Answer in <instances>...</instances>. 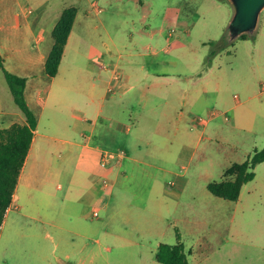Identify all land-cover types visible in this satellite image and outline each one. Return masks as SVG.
I'll list each match as a JSON object with an SVG mask.
<instances>
[{"label": "rangeland", "instance_id": "rangeland-1", "mask_svg": "<svg viewBox=\"0 0 264 264\" xmlns=\"http://www.w3.org/2000/svg\"><path fill=\"white\" fill-rule=\"evenodd\" d=\"M7 1L4 0L6 4L0 6L1 13L10 9ZM50 1L49 4L42 3L39 7L43 13L41 24L62 9L78 4L76 0ZM167 1L170 7L167 21L164 23L155 20L158 18L156 12L155 15L150 14L148 24L140 20L134 23L124 18L119 22H108L104 28L100 26L97 34L104 41L109 40L108 35L113 38L120 36L122 48L127 53L126 45L132 40L131 33L137 34L141 27L150 33L163 27L165 36L174 29V38L169 42L171 53L167 55L163 52L161 58L173 62L172 73L180 76L174 75L164 79L167 82L172 80L173 86H162L158 89V94L162 98L170 99L187 113L190 126L196 124L202 131L206 124H209L205 131L206 138L197 147L194 146L189 152V157L177 166L167 167L166 171H154L155 179L146 171L139 174V180L126 184L123 192L135 205L129 210L132 212V223L126 230H114V227L110 226L107 211L103 212L100 206L95 205L93 212L103 213L101 217L104 223L108 224V236L100 237L98 234L95 239H101V243H92L88 248L84 247V239L78 238L75 247L69 248L70 233L54 226L56 215L52 205L55 197L74 191L72 180L80 169L75 165L61 166L63 159L58 155L63 153L61 149L64 143L41 136L33 157L28 162L29 166L23 168L19 179V183L25 182L30 176L29 183L33 190L25 188L26 186L19 187L18 192L17 188L15 190V194L18 193L22 197L19 202L23 206L25 204L26 209L23 207L19 210L20 213L9 211L7 219L15 218V222L1 230L0 264H59L56 257L63 258L61 264H75L74 260L79 258H83L86 264H159L153 255L157 245L156 239L160 238L158 243L176 245L178 231L182 235L189 264H264V163L256 167V178L243 187L238 201L221 199L208 190L209 183L225 179V171L233 164L247 161L256 151L264 148V137L251 134L244 128L247 116L243 107L236 108L234 112L227 110V107L234 106L237 102L234 95H239L240 101H245L243 85L252 81L258 72H264L263 63L260 62L259 66L252 64L248 51L249 47L253 48L252 40L256 37L249 36L248 43L241 38L229 43L212 59L216 67H223L228 74L225 84L228 86L229 100L224 102L218 94L212 93L196 104L194 98L201 86L200 82L203 77L206 78L197 77L196 74L204 71L209 65L210 53L213 50L210 43L228 39V25L233 8L227 0ZM154 9L158 11V7ZM159 13L162 14V11ZM198 14L203 18L197 22L195 16ZM86 25L82 20L79 23L65 54L66 64H77L85 60L84 55L91 48L95 38ZM259 28L264 29V12ZM188 29L192 30L191 33L186 32ZM160 47L164 50L168 47L164 38L161 39ZM130 61L128 58L124 64L130 66ZM136 61L140 64L149 62L144 57H136ZM33 82H38V86ZM92 82H95L93 76L85 83L89 85ZM36 86L42 97H48L49 101L46 113L41 118V133L44 135L56 134L54 131L57 129L58 120L55 111L68 112L71 105L84 108L89 102L84 90L78 91L54 84L50 78L32 81L29 90H35ZM0 94L8 105L22 113L1 70ZM208 110L218 111L221 115L209 121ZM157 120L158 118H151L146 122L149 134L156 128ZM165 126L173 131L178 123L175 118L167 117ZM56 137L65 139L61 135ZM192 139L198 142L197 137L190 140ZM37 162H48L49 168H36L31 174L29 167L32 163L38 164ZM177 174L182 175L180 179L184 181L181 190L173 183L178 182ZM59 185H62L63 189H59ZM43 188L49 193L46 196L37 191ZM163 188L181 191L180 202H162L160 195ZM140 210H147L148 213L140 215ZM156 210L161 213L157 218L161 226L154 228L152 232L141 230V219L150 221L154 217L150 212ZM124 234L131 236L134 243L124 247L120 239ZM68 254L72 255V262L64 259Z\"/></svg>", "mask_w": 264, "mask_h": 264}, {"label": "crops", "instance_id": "crops-1", "mask_svg": "<svg viewBox=\"0 0 264 264\" xmlns=\"http://www.w3.org/2000/svg\"><path fill=\"white\" fill-rule=\"evenodd\" d=\"M76 1L78 4L72 7L77 9V16L55 77L46 74L45 65L55 44L53 30L64 10L68 8L62 9L55 16L49 15L53 17L41 24L40 18L43 13L40 12L39 7L42 3L49 4L50 0L7 1L10 9L0 12V53L6 69L27 79L25 92L27 102L38 119L34 140L24 168L29 166L28 162L33 157L41 136L64 143L61 149L63 153L58 155L63 159L61 166L75 165L80 170L72 180L74 191L54 198L52 208L56 219L53 223L58 230L70 233L69 248L75 247L78 238L84 239V247L88 248L92 243H101V239H95V236L99 234L102 237L109 233L108 224H105L101 217L103 213L95 211L99 215H94L95 205L100 206L103 212L107 211L110 226L112 225L114 230L122 232L126 230L127 226L132 223V212L129 210L135 206L123 192L126 184L139 180L137 179L139 174H144L146 171L153 179L154 171H166L167 167H175L187 159L194 146L197 147L206 138L205 131L209 124H206L202 131L196 124L190 126L189 115L179 109L173 101L162 98L158 94V89L162 86H173L172 80L167 82L164 79L179 75L172 73L173 62L161 58V53L164 52L167 55L171 53L169 42L171 38H174V29L167 32L165 36L166 32L163 27L152 33L141 27L137 34L131 33L132 40L126 45L127 53L122 48L123 43L120 36L113 38L108 35L109 40L105 41L98 37L100 26L104 28L106 23L119 22L124 18H128L130 22L135 23L140 20L148 24L150 14L155 15L157 12L156 17L158 18L155 20L164 23L167 21L166 17H168L170 7L167 0ZM4 3V0H0L1 7ZM155 7H158V11L154 9ZM160 10L162 14L159 13ZM195 18L198 22L203 17L198 14ZM81 20L87 24L90 34L95 35V38L91 48L84 55L83 62L66 64L64 58L67 48ZM191 31V29L186 30L188 33ZM252 37H256L252 40L254 41L253 48L249 47L248 50L252 64L259 66L261 62L264 65V29L259 28ZM163 38L168 42L165 50L160 47ZM249 41V38L244 40L245 43ZM136 57H144L149 62L140 64L139 61L135 62ZM128 58L131 59L132 65L130 66L124 64ZM215 67L212 61L204 71L196 74L200 78L206 77L202 78L201 86L194 98L196 104L212 93L218 94L220 100L224 102L229 100L227 97L229 90L225 84L228 81V74L223 67ZM257 74L252 81L243 85L246 94L245 101H240V96L234 95L237 102L234 106L227 107V110L234 112L236 108L242 106L247 116L244 128L251 134L264 137V72ZM91 76L95 82L88 85L85 82ZM47 78H50L54 84L78 91L84 90L89 100L84 108L71 105L68 112H54L58 120L55 135L41 133V118L46 113L49 104L48 97L43 98L40 91L36 90L38 82H33L37 85L35 90H29L32 81L38 79L43 81ZM208 115L210 121L221 114L218 111L208 110ZM167 117L176 119L178 126L175 130L172 131L165 126ZM151 118H158V120L156 128L149 134L145 124ZM14 124L26 125V117L16 108L8 105L0 94V129L10 128ZM57 135L65 139H59ZM193 137L198 138L197 143L193 139L190 140ZM108 152L123 153V155L112 161L113 163L108 168H104L101 165L102 156ZM37 163H32L29 167L31 174L36 168H49L48 162ZM176 177L178 182L173 183L181 190L184 183L183 179H180L182 175L177 174ZM30 179L29 176L25 182L20 181L16 192L19 187L26 186L25 188L32 189ZM58 188L63 189V186L59 185ZM37 191L45 196L49 194L44 188L37 189ZM181 195V191L177 189L170 191L163 188L160 196L163 198L162 202L179 203ZM21 199L22 197L16 193L7 213L12 210L20 213L19 210L23 207L26 209L25 204L23 206L19 202ZM37 208L39 210V206ZM38 210L36 209L39 213ZM140 211H142L140 215L148 213L147 210ZM150 213L154 217L150 221L141 219V230L147 229L152 232L154 228L161 226L157 221L161 214L160 211ZM25 215L28 216V214ZM14 222L15 218L7 219L6 214L2 231L5 226H11ZM120 239L124 247L134 243L133 238L125 234L120 236ZM159 240L160 238L156 239L157 245L153 250L155 258L162 244L158 243ZM56 245L59 246L58 243ZM64 259L72 262L73 257L68 254ZM56 261L61 264L63 258L56 257ZM74 262L75 264H86L83 258L74 260Z\"/></svg>", "mask_w": 264, "mask_h": 264}, {"label": "trees", "instance_id": "trees-1", "mask_svg": "<svg viewBox=\"0 0 264 264\" xmlns=\"http://www.w3.org/2000/svg\"><path fill=\"white\" fill-rule=\"evenodd\" d=\"M223 1V0H221ZM77 9L72 7L65 9L60 21L53 30L55 44L47 59L45 70L50 77L58 74L70 33L72 31ZM249 36L244 35L245 40ZM229 40L211 42L213 50L210 53L208 64L223 51L229 44ZM0 70L9 84L16 105L25 115L27 124H14L10 128L0 129V234L8 209L11 207L15 190L19 183L21 172L24 168L34 140V134L38 126V119L30 108L26 98L27 79L20 77L4 66V59L0 53ZM264 163V148L255 152L247 161L235 163L224 173V180L211 182L208 190L215 196L228 200L238 201L243 187L256 178V167ZM178 243L169 245L162 243L156 253V259L161 264H189L186 247L182 241V235L177 232Z\"/></svg>", "mask_w": 264, "mask_h": 264}, {"label": "water", "instance_id": "water-1", "mask_svg": "<svg viewBox=\"0 0 264 264\" xmlns=\"http://www.w3.org/2000/svg\"><path fill=\"white\" fill-rule=\"evenodd\" d=\"M233 8L228 25V40L235 42L244 35L254 36L264 12V0H227Z\"/></svg>", "mask_w": 264, "mask_h": 264}, {"label": "built area", "instance_id": "built-area-1", "mask_svg": "<svg viewBox=\"0 0 264 264\" xmlns=\"http://www.w3.org/2000/svg\"><path fill=\"white\" fill-rule=\"evenodd\" d=\"M118 79V77H116ZM228 120V118H226ZM123 155V153H113V152H108V153H104L102 156V162L101 165L104 168H108L111 163H113L112 161L119 159L121 156ZM95 216H98V212H94Z\"/></svg>", "mask_w": 264, "mask_h": 264}]
</instances>
